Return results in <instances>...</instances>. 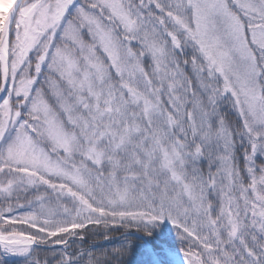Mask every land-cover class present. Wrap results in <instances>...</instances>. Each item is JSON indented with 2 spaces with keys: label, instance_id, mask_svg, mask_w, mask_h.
Segmentation results:
<instances>
[{
  "label": "snow or ice",
  "instance_id": "6c2138e0",
  "mask_svg": "<svg viewBox=\"0 0 264 264\" xmlns=\"http://www.w3.org/2000/svg\"><path fill=\"white\" fill-rule=\"evenodd\" d=\"M10 4L0 264H264V0Z\"/></svg>",
  "mask_w": 264,
  "mask_h": 264
},
{
  "label": "trees",
  "instance_id": "16d2710c",
  "mask_svg": "<svg viewBox=\"0 0 264 264\" xmlns=\"http://www.w3.org/2000/svg\"><path fill=\"white\" fill-rule=\"evenodd\" d=\"M222 108L224 109L225 113L230 112V109L227 105H222ZM229 118H231V116ZM240 162H241V166H243L242 165V158H241ZM257 162H259V160ZM169 238H170L173 246L178 250L179 244L176 242V238L174 239L173 236H171ZM119 242H120V234L119 233H113L112 239L110 241H105L98 236H90L87 243L85 244V247L95 246L98 250L111 249L112 247L117 246L119 244ZM37 255H39L40 259H42V260H44L46 256L48 258H50L49 253H45L42 251L39 253H34L32 258L35 259ZM8 264H25V261L20 257H13V258L8 259Z\"/></svg>",
  "mask_w": 264,
  "mask_h": 264
},
{
  "label": "rangeland",
  "instance_id": "374dc122",
  "mask_svg": "<svg viewBox=\"0 0 264 264\" xmlns=\"http://www.w3.org/2000/svg\"><path fill=\"white\" fill-rule=\"evenodd\" d=\"M4 13H5V9L0 7V14H4ZM257 163H259V162H257ZM204 168L206 171L207 170V164L206 163L204 165ZM165 231L168 233L169 237L173 236L175 239V236L172 234V226L170 224H167V222H165ZM176 242L179 244V242L177 240H176ZM177 256L179 257L178 250H177ZM10 258H13V257H10ZM7 259H9V258H7ZM40 260H41V264H43V260L42 259H40Z\"/></svg>",
  "mask_w": 264,
  "mask_h": 264
},
{
  "label": "bare ground",
  "instance_id": "6f19581e",
  "mask_svg": "<svg viewBox=\"0 0 264 264\" xmlns=\"http://www.w3.org/2000/svg\"><path fill=\"white\" fill-rule=\"evenodd\" d=\"M10 5V0H0V7L3 9H7ZM177 264H182V261L180 260V257L177 256Z\"/></svg>",
  "mask_w": 264,
  "mask_h": 264
},
{
  "label": "water",
  "instance_id": "95a60500",
  "mask_svg": "<svg viewBox=\"0 0 264 264\" xmlns=\"http://www.w3.org/2000/svg\"><path fill=\"white\" fill-rule=\"evenodd\" d=\"M10 6H11V4L9 5V7H10ZM9 7H8V8H9ZM8 8L5 10V13L8 11Z\"/></svg>",
  "mask_w": 264,
  "mask_h": 264
}]
</instances>
